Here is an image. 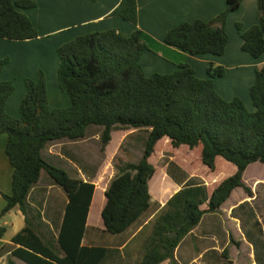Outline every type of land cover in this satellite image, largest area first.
<instances>
[{"label":"trees","instance_id":"16d2710c","mask_svg":"<svg viewBox=\"0 0 264 264\" xmlns=\"http://www.w3.org/2000/svg\"><path fill=\"white\" fill-rule=\"evenodd\" d=\"M241 2L226 0L224 10L208 21L179 23L166 32L164 43L193 56H222L228 43L226 18ZM35 6L34 0H0V38L14 42L36 39L37 30L21 11ZM111 15L137 25V1L120 0ZM256 19L245 30L241 23L235 24L241 50L252 58L264 55V0H256ZM146 48L138 29L128 36L115 29L95 31L60 45L56 76L58 88L70 102L66 107L49 106L45 73L39 68L36 79L23 80L25 93L18 103V116L13 117L6 112L13 82L0 81V134L7 136L5 154L12 168L11 193L0 192L5 201L0 220L15 207L25 216L24 227L11 239L19 246L11 250L6 264H16L12 257L27 264H103L106 248L81 245L95 185L71 176L42 156L47 145L81 140L92 126L101 128V150L109 144L112 131H146L139 161L114 164L115 173L104 191L101 218L111 235L123 233L149 211V181L155 173L149 158L159 140L169 139L172 148L200 146V161L210 171L215 170L217 157L236 167L208 196L203 184L169 163L170 171H178L185 183L166 204L169 214L162 216V223L167 235L137 264L166 260L178 264L174 250L205 213L217 212L235 188L252 195L242 176L250 164L264 165V65L255 69L248 108L241 98L226 100L215 89L214 79L225 75L222 66L209 64L206 79L198 78L187 64H179L172 73L147 76L140 64ZM9 63L8 56L0 58V74ZM42 174L67 198L57 234L48 233L47 238L26 212L29 193ZM205 203L207 208L200 209ZM5 232L0 223V239ZM7 250L1 247L0 255Z\"/></svg>","mask_w":264,"mask_h":264},{"label":"crops","instance_id":"0c3cea01","mask_svg":"<svg viewBox=\"0 0 264 264\" xmlns=\"http://www.w3.org/2000/svg\"><path fill=\"white\" fill-rule=\"evenodd\" d=\"M34 1L36 3L35 7L30 9H21V11L26 14L32 22L38 32V37L36 39L22 41L24 42L22 45H26L27 48L25 47L26 49L24 50V60H22L23 63L20 68L21 72L17 70V67L14 70L12 68L13 63L11 64L10 62L0 74V81L10 79L13 80L14 78L11 77V71H13L14 75L20 74L18 75L20 81L25 79L24 76L26 75L24 74L27 73V76L32 79H36L35 73L39 67L38 63L41 62L37 57H39V55L42 56L43 53H50L52 55L54 64L51 66L53 71H56L58 66L57 59L54 56L56 49L63 43L74 39L76 36L95 31H103L106 29H115L121 34L128 36L134 30L138 29L141 31L142 39L147 47L143 50L140 59V64L147 76L153 73H172L177 69L179 64H187L194 70L195 75L198 78L206 79V68L209 64L222 66L225 69V75L214 79L215 89L217 92L226 100H230L237 96L244 101L247 107H249L248 105H251L248 89L254 82L255 69L264 65V55L259 58H252L248 53L241 50L242 39L235 28V24L241 23L243 29L245 30L257 23L256 0H242L239 8L228 14L225 28L228 35V43L222 56H193L187 52L165 44L163 39L169 29L175 27L183 21H192L194 19L208 21L212 19L224 10L226 0H136L138 13L137 25H132L131 23L122 20L120 17L111 15L112 11L118 6L120 0ZM10 43L12 42L7 39L0 38V58L3 56L1 55L2 49L6 51L7 46H9ZM41 63H44L42 68L48 70L49 64L45 60ZM10 67L12 70H10ZM195 68H197V70ZM21 84V94L17 97L12 94L6 104V112L13 117L18 116V103L25 93L24 81ZM56 97L59 98L57 103L66 106L69 105L70 102L64 92L61 91L56 93ZM56 100L57 99L55 98L54 101L56 102ZM51 104L52 103L49 101V106L51 108H56L53 104ZM111 134H113V132ZM6 140V134H0V192L10 194L12 187V168L5 154ZM160 143H163V147L159 149L162 150L163 153L165 152L170 154L168 163H175L188 178L197 177L204 181L208 196L223 179L232 175L236 171V167L234 165L226 163L230 166V172L228 175L217 176V163L220 159V157H217L215 160L214 171H210L205 166L203 175H201L202 173L198 174L191 169L193 161L190 156L191 154H194L197 157L196 159L199 161L201 147L198 146L192 150L184 145L178 148H172L169 139L163 138L157 142L154 148V153L149 158V162L155 167V173L152 178L158 171L154 162L158 160V155L163 154L160 151L155 161L152 162ZM181 149L185 151L184 156L178 157L177 152ZM57 155L62 163L70 162L67 158H64L59 154ZM43 158L50 164L67 171L63 165L55 164L53 161L47 160L44 156ZM80 169L81 168L77 169V173L79 175H76L75 177L81 178L84 181L89 179L95 185L92 201L86 218L85 231L81 245L86 247L94 246L106 248L108 250V254L104 259L103 264H137L146 252L160 246L161 239L167 235L163 233L165 226L162 223V216L168 217L169 214L168 211L170 208L168 209L166 204L185 183V181L180 178L178 171H170V174L175 177H173V179L170 178V185L173 183L175 186H173L174 190L168 196L165 190H162V193L161 191H152L151 185L153 179L151 178L149 181L151 205L149 211L147 212L148 214L146 213L143 215L137 223L132 225L123 233L111 235L104 229L101 218V210L105 204V197H103L104 191L109 180L115 173L113 167L111 165L110 177L106 178L102 186L95 184L97 171L87 176L86 171L84 169ZM160 170L162 174L165 175L167 167L165 169L161 167ZM246 170L242 176V181L244 183H246ZM41 177L42 175L40 176L37 185L29 193L26 204V212L27 217L41 228L43 235L46 237L48 233H52L53 235L57 234L56 227L61 222L67 198L63 190L58 186L53 185L49 180H47L46 184L41 185ZM178 184L180 185V188ZM165 187L166 186H164V189ZM238 188H235L231 192L229 198L220 206V211L223 205L227 203V201L234 194V191ZM98 191L101 192L103 199L99 203L96 214H93L94 197ZM49 197L51 198V204H45ZM58 203H62L63 206L59 207L60 204ZM4 205L5 201L0 195V211ZM205 208H207L206 203L200 206V209L202 210H205ZM203 217L204 215L201 220ZM24 218V214L17 207L7 212L1 218L0 223L5 226L6 232L0 239V248L5 246L8 250L4 254L0 255V264H6L11 250L19 246L13 244L11 239L24 227ZM201 220L198 225L182 239L174 250V259L178 264H209L211 262L209 256L214 253V250H216V246L214 244V242L216 243V240L215 238L208 240L196 234L195 231L201 224ZM216 228L217 230H223V226L221 227L220 224H217ZM210 229L211 228H209L208 231ZM12 259L16 264L25 263L17 257H12ZM161 264H168V261L166 260Z\"/></svg>","mask_w":264,"mask_h":264},{"label":"rangeland","instance_id":"374dc122","mask_svg":"<svg viewBox=\"0 0 264 264\" xmlns=\"http://www.w3.org/2000/svg\"><path fill=\"white\" fill-rule=\"evenodd\" d=\"M10 42L12 43L7 46L6 51L2 49L1 55H3L2 57L8 56L11 64L13 63L12 68L15 70L17 67V70L21 72L20 68L23 63L22 60H24V50L27 47L26 45H22L24 44L22 41ZM54 56L58 64L59 60L56 52ZM37 58L39 61L43 62L45 60L49 64L48 70H45L42 68L44 63H38V69H42L45 73L49 101L54 107H65L66 105L57 103L59 98L56 97V93L61 91L57 86L56 71H53L51 66L54 64L52 55L50 53H43L42 56L39 55ZM195 69L197 70V68ZM10 70H12L11 67ZM18 75L20 74L14 75L13 71H11V77L14 79H10V81L13 82L15 88L13 93L15 97L22 92L21 83H23V80L20 81ZM24 75H26L24 76L25 78L32 79L27 76L28 73ZM55 98L57 99L56 102L54 101ZM248 106V108H251V105ZM100 132L101 128L92 126L89 127L86 137L81 140L73 142L63 140L57 143H51L43 149V156L47 160L53 161L55 164L63 165L73 177L79 175L77 173V169L79 168L84 169L87 176L97 171L95 184L102 186L106 178L110 177L111 165L113 167L114 164L137 163L139 161L146 139V131L132 129L129 131H112L111 140L104 150H101V142L99 139ZM161 147H163V143H160L152 162L155 161L160 151L163 153V151L159 149ZM184 153L185 151L181 149L177 152L178 157L184 156ZM57 154L67 158L70 162L62 163ZM169 155V153L165 152L158 155V160L154 162L158 171L152 178V191H161L162 193V190H165L167 196L171 194L174 190L173 186H175L173 183L170 185V178L173 179V177L170 174L171 167H169L168 163ZM190 158L193 161L191 169L203 175L205 166H203L200 160L198 161L196 159L197 157L194 154H191ZM226 163L231 165L222 158L218 160L217 176L228 175L230 166ZM161 167L164 169L167 167V172H164L165 175L162 174L160 170ZM192 179L205 186L204 181L200 178L192 177ZM47 180L48 177L42 174L40 181L41 185L46 184ZM245 182V185L252 190L251 196H248L242 189L238 188L234 191V194L227 203L223 205L221 211L219 209L215 214L205 213L201 220V224L195 231L196 234L202 238L208 240L215 238L216 240V243L214 242L216 250L209 256L211 261L209 264H264V165L253 163L248 166L245 172ZM164 186H166L165 189ZM182 187L183 185L181 188ZM50 199L49 197L45 204H49ZM102 199L101 192L98 191L94 197L93 214H96ZM62 206L63 204L61 203L59 207ZM217 224H220L221 227L223 226V230H217ZM209 228L211 229L208 231Z\"/></svg>","mask_w":264,"mask_h":264}]
</instances>
